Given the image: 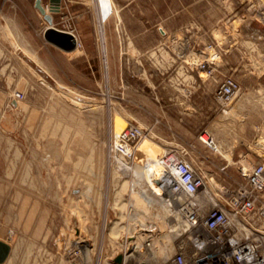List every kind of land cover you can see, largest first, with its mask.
<instances>
[{
	"label": "rangeland",
	"instance_id": "1",
	"mask_svg": "<svg viewBox=\"0 0 264 264\" xmlns=\"http://www.w3.org/2000/svg\"><path fill=\"white\" fill-rule=\"evenodd\" d=\"M99 1L61 0L54 27L79 43L68 54L45 47L36 0H0L5 264H109L133 236L165 230L152 216L168 197L150 190L151 211L138 214L134 176L109 165L118 123L150 131L230 186L241 166L264 160V0H104L103 16ZM227 78L240 93L222 107ZM180 92L190 99L184 111L172 100Z\"/></svg>",
	"mask_w": 264,
	"mask_h": 264
},
{
	"label": "built area",
	"instance_id": "2",
	"mask_svg": "<svg viewBox=\"0 0 264 264\" xmlns=\"http://www.w3.org/2000/svg\"><path fill=\"white\" fill-rule=\"evenodd\" d=\"M239 93V84L227 78L216 99L228 107ZM108 162L124 174L139 165L168 197L172 214L165 230L133 236L109 264H264V160L241 166L240 181L230 186L197 171L183 151L165 148L150 131L118 123Z\"/></svg>",
	"mask_w": 264,
	"mask_h": 264
},
{
	"label": "bare ground",
	"instance_id": "3",
	"mask_svg": "<svg viewBox=\"0 0 264 264\" xmlns=\"http://www.w3.org/2000/svg\"><path fill=\"white\" fill-rule=\"evenodd\" d=\"M105 4L104 0H100L99 1V9L101 8V13L102 16L103 14V6ZM60 11H61V7H60ZM100 28L103 30V17L101 19L100 17ZM211 146L213 149H215L217 152H219L220 154H224L222 148H220V146H218L213 140L210 142ZM226 157L231 161V156L230 155H226ZM119 165V163H118ZM120 167H124L121 166V163L119 165ZM117 168H116V172L114 173L115 175H117ZM120 172V171H119ZM126 175L133 177V182L135 183V185L137 184V186L139 187L138 191H136L135 189L132 190V193L135 194V204L133 207H137V213L138 214H142V215H147L148 212L151 211L152 205H150V201H149V191L152 190L153 192H155L157 195H161V193L159 192V189L154 187V182H152L150 180V175L145 174L144 171L142 170V168L137 165L134 169L133 172L132 171H127L125 172ZM148 181L149 183L145 182ZM130 182L126 181L124 182L123 188L124 190L128 187L129 188V184ZM157 185V184H156ZM155 189V190H154ZM128 190V189H127ZM124 193V192H123ZM125 195V194H124ZM106 197V196H105ZM122 201V200H121ZM134 202V201H133ZM124 206V205H123ZM127 208V207H126ZM135 209V208H134ZM168 210V211H167ZM124 211V210H123ZM136 214V213H135ZM137 215V214H136ZM135 215V216H136ZM139 216V215H138ZM171 210H170V206H169V202L166 201L165 204L161 207V211L158 212L157 214L153 213V220H162L163 223L167 226V222L169 220V218L171 219ZM140 217V216H139ZM146 216H144L145 218ZM123 218V217H121ZM161 221V222H162ZM162 223V224H163ZM155 225L157 224L154 223ZM160 225V224H159ZM163 226V225H161ZM126 228V227H125ZM165 229V226L163 227ZM124 229V228H123ZM110 234L111 237L113 239V241H115L116 237H118L117 235L119 234V232H121L122 227H120L119 223H114L111 227H110ZM126 230V229H125ZM120 236V235H119ZM121 240V239H120ZM118 242V240H116Z\"/></svg>",
	"mask_w": 264,
	"mask_h": 264
},
{
	"label": "water",
	"instance_id": "4",
	"mask_svg": "<svg viewBox=\"0 0 264 264\" xmlns=\"http://www.w3.org/2000/svg\"><path fill=\"white\" fill-rule=\"evenodd\" d=\"M50 8L47 10L42 6V0H36V8H38L44 19L48 23V27L44 31V39L47 43L57 47L64 52H73L78 46L77 38L69 32L59 30L54 27L53 14L60 12L61 0H51ZM16 104V101L14 102ZM12 252L11 246L3 241H0V264H5ZM116 262H121V257L116 259Z\"/></svg>",
	"mask_w": 264,
	"mask_h": 264
},
{
	"label": "crops",
	"instance_id": "5",
	"mask_svg": "<svg viewBox=\"0 0 264 264\" xmlns=\"http://www.w3.org/2000/svg\"><path fill=\"white\" fill-rule=\"evenodd\" d=\"M194 27V26H193ZM198 28V27H197ZM199 29V28H198ZM44 44H45V47H50L53 51H56V50H60V49H58L57 47H55V46H53V45H51V44H48L47 42H44ZM79 49V48H78ZM77 50V49H76ZM75 50V51H76ZM61 51V50H60ZM75 51H73V52H66V53H68V54H70V53H74ZM198 87H200V86H198ZM193 89L194 90H192L194 93H198L199 91H198V89L199 88H196V87H194L193 86ZM172 100L174 101V106L177 108V109H179L180 111H184L185 110V108H188V103L190 102V99L188 98V95L187 94H185V93H183V92H180V93H178L177 95H175L173 98H172Z\"/></svg>",
	"mask_w": 264,
	"mask_h": 264
}]
</instances>
